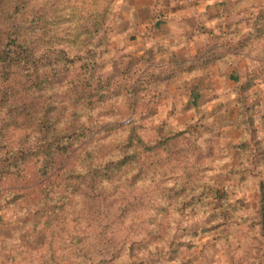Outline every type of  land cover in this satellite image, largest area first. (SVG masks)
Returning a JSON list of instances; mask_svg holds the SVG:
<instances>
[{"label":"clouds","instance_id":"obj_1","mask_svg":"<svg viewBox=\"0 0 264 264\" xmlns=\"http://www.w3.org/2000/svg\"><path fill=\"white\" fill-rule=\"evenodd\" d=\"M0 56V264H264V0H0Z\"/></svg>","mask_w":264,"mask_h":264},{"label":"rangeland","instance_id":"obj_2","mask_svg":"<svg viewBox=\"0 0 264 264\" xmlns=\"http://www.w3.org/2000/svg\"><path fill=\"white\" fill-rule=\"evenodd\" d=\"M235 75L233 76V79ZM203 86L200 85V86H197V87H194L191 92H190V100L189 102L193 105V106H199L200 102L203 100L204 98V94H203V90H202ZM264 186V181H261L260 182V192L258 194V197H259V202H260V212L262 215H264V210L262 211V206H261V186ZM217 195H221V193L217 192Z\"/></svg>","mask_w":264,"mask_h":264},{"label":"trees","instance_id":"obj_3","mask_svg":"<svg viewBox=\"0 0 264 264\" xmlns=\"http://www.w3.org/2000/svg\"><path fill=\"white\" fill-rule=\"evenodd\" d=\"M0 59H3V56H0ZM35 86L39 87V84L37 83ZM41 127L42 128L45 127L43 122H41ZM261 197H262L261 198V206H262V211H263L264 210V186L263 185L261 186Z\"/></svg>","mask_w":264,"mask_h":264},{"label":"crops","instance_id":"obj_4","mask_svg":"<svg viewBox=\"0 0 264 264\" xmlns=\"http://www.w3.org/2000/svg\"><path fill=\"white\" fill-rule=\"evenodd\" d=\"M162 26H163V21H161V22H159V23L156 24V27H157V28H161ZM131 39H132L133 41H135L136 37H135V36H132ZM234 78H235L236 80H238V77L235 76Z\"/></svg>","mask_w":264,"mask_h":264}]
</instances>
